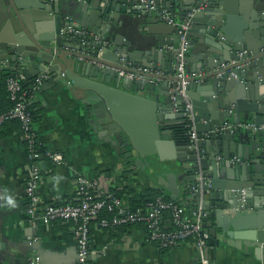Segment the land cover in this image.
<instances>
[{"label": "water", "instance_id": "water-1", "mask_svg": "<svg viewBox=\"0 0 264 264\" xmlns=\"http://www.w3.org/2000/svg\"><path fill=\"white\" fill-rule=\"evenodd\" d=\"M2 1L10 21L0 32V59L9 58L8 69L20 73L24 85L47 72L55 82L75 87L95 133L107 137L136 166L160 175L162 192L171 201L201 210L209 245L222 235L230 238L231 231H253L246 236L264 254V132L245 133L253 141L260 139L254 150L262 155L253 170L215 159L229 160L235 153L240 130L229 126H264V6L235 32L229 27L226 0H154L159 9L179 5L184 17L193 13L187 36L201 70L186 67L185 100L179 94L182 80L175 75L174 54L166 48L176 44L177 36L169 41L160 39L166 34L160 33L144 43L127 26L134 23V32L156 23V11L138 0H100L88 24L65 19L60 14L63 0ZM34 8L51 17L48 35L28 33L22 23V12ZM69 27H84L88 35L71 34ZM127 63L147 69L146 81L121 77L117 70ZM131 118L145 130L144 145L127 123ZM165 151L171 153L170 163H163ZM155 154L158 160L151 158Z\"/></svg>", "mask_w": 264, "mask_h": 264}, {"label": "crops", "instance_id": "crops-1", "mask_svg": "<svg viewBox=\"0 0 264 264\" xmlns=\"http://www.w3.org/2000/svg\"><path fill=\"white\" fill-rule=\"evenodd\" d=\"M99 1L63 0L60 14L68 21H74L73 24L78 22L88 24L92 21V14L95 13ZM226 4L230 16L229 27L231 31L240 32L251 23L252 17H256L257 8L264 6V0H226ZM74 5H78L79 8H75ZM160 9H169L177 20L184 18L183 9L179 5L165 7L162 5ZM22 13V23L25 24L28 33H33L37 37L49 34L51 17H47L42 10L36 8L25 9ZM158 18L160 17L154 16L153 20L156 23L142 29L135 28L134 32L132 29L134 23H127V26L131 28L137 40L144 43L156 38L160 33H166L160 35V39L165 37L169 41L176 40L175 29L173 30L161 18L162 22H158ZM123 19H127V16H123ZM9 21L6 5L0 0V32ZM76 29H81L88 35L84 27ZM10 32L12 33V26ZM195 56L196 54L189 49L186 67L189 70L196 68L200 71V63L198 59H194ZM7 59L9 58L0 59V82L9 68L6 64ZM168 62L165 60L164 68ZM127 65L133 67L130 63ZM20 76L19 73V79ZM36 77L44 79L42 86L31 97V102L41 115L34 123L33 130L37 142L43 149L62 155V162L59 164H52L49 161L40 163L42 179L38 194L42 203L75 202L77 177L101 178L107 183L108 189L113 190L126 206L129 205V196L124 193V189L140 195L149 189L162 192L158 182L160 175L150 174L146 168L136 166L124 155L119 154L107 137L101 136L102 133H95L94 128L89 126L75 87L70 89L60 82H55L47 72L37 74L31 81ZM77 77L81 78L79 75ZM40 89L42 91H39ZM159 99L161 100V97ZM127 123L144 145L145 130L137 119L131 118ZM7 127L1 130L2 135L7 132L5 131ZM245 133L246 131L240 130L236 136L235 153L230 155L229 160L218 156L215 157L216 161L232 166L236 164L247 166L253 170L254 162L262 155L254 150L260 139L257 137L253 141L251 133L248 136ZM170 154V151L161 153L165 159L163 163L171 162ZM151 158L158 160L157 154ZM28 170L27 150L21 131L16 130L0 137V264H27L32 256L38 258L37 264H76L71 225L33 220L25 214L24 182ZM252 200H257L255 193ZM10 201L12 203H9ZM182 208L187 215L194 213L193 206L188 203L186 208ZM165 225L169 224L165 222ZM251 232L253 231H231L230 238L222 235V240H214V244L209 245L204 251L209 264H264V254L254 247L251 238L246 236ZM90 239V264H200L202 256V252L188 243L170 250H160L147 242L145 231L140 226L108 230L92 224Z\"/></svg>", "mask_w": 264, "mask_h": 264}, {"label": "built area", "instance_id": "built-area-1", "mask_svg": "<svg viewBox=\"0 0 264 264\" xmlns=\"http://www.w3.org/2000/svg\"><path fill=\"white\" fill-rule=\"evenodd\" d=\"M140 5L147 10H155L159 16L176 32L177 41L174 46L167 48L174 54L175 75L182 80L179 94L183 95L188 77L186 73V56L189 50L187 32L191 27L189 12L182 20H177L169 9H159L154 0H138ZM71 34L87 36V34L74 27H69ZM97 41V37H93ZM121 77H129L132 80L146 81L147 69L126 66L118 69ZM18 73L7 78L6 91L12 106L6 112L0 114V125L16 119L20 123V131L27 150L29 163L28 176L24 182V195L26 200L25 214L33 220L45 222H61L71 225V233L75 242L76 264H90V227L92 224L101 229H114L122 226H142L145 231L147 242L160 250H170L181 244H192L202 252L200 264H209L204 251L209 248V234L203 228L204 214L200 209L192 215H187L181 205L166 201L161 196L137 210H131L120 197L108 189V185L101 178L88 179L77 177L75 202L68 203H42L38 194L39 183L42 179L40 163L49 161L52 164L62 162L59 152L45 150L37 142L31 122V116L27 110V103L43 84L44 77H36L31 85L29 94L22 86ZM192 77L198 78L197 74ZM175 102V95L171 98ZM186 108H189L187 104ZM231 131L238 129L251 133L264 132V126L256 127L252 122L229 126ZM190 140H195L194 132H191ZM264 148V139H263ZM195 190V186L191 188ZM165 218L167 219L165 221ZM167 222L169 225H165ZM30 244V243H29ZM38 258L32 256L27 264H37Z\"/></svg>", "mask_w": 264, "mask_h": 264}, {"label": "trees", "instance_id": "trees-1", "mask_svg": "<svg viewBox=\"0 0 264 264\" xmlns=\"http://www.w3.org/2000/svg\"><path fill=\"white\" fill-rule=\"evenodd\" d=\"M15 74H16L15 71H11V70L7 69L6 73H4L3 78H2V80L0 82V114L3 113V112H6L12 106V103L8 99V96H7L6 80H7V78H9L11 76H14ZM31 83H32L31 80L27 83V85H24L22 83L23 88L25 89V91L28 94L30 92ZM26 107H27V110L30 113L31 122L34 125V123H36L40 119V116H41L40 115V111L37 110L36 106L32 102L27 103ZM6 126H8L6 128V130H5L7 132H5L3 135H7V134H9V133H11L13 131L20 130L19 121L16 120V119H12V120L7 121L4 124L0 125V137L3 136L2 135L3 131H1V130L3 128H5ZM178 132H179L180 135L184 134V130L183 129L179 130ZM181 138H183V137H181ZM112 192H114V191L112 190ZM124 193L127 196H129L128 208H130L131 210H137V209L142 208L146 204V202L153 200L157 196H161L166 201L170 200L160 190H157V189H149L144 194H141V195L140 194H136L133 191L128 190V189H124ZM125 227H127V226H122V227H118V228H114V229L121 230L122 228H125ZM140 227H142V226H140ZM203 228L206 230V221H205V219L203 221ZM109 230H113V229H109ZM163 251H165V250H163Z\"/></svg>", "mask_w": 264, "mask_h": 264}, {"label": "clouds", "instance_id": "clouds-1", "mask_svg": "<svg viewBox=\"0 0 264 264\" xmlns=\"http://www.w3.org/2000/svg\"><path fill=\"white\" fill-rule=\"evenodd\" d=\"M9 203H12L11 201ZM13 206H15V204H13Z\"/></svg>", "mask_w": 264, "mask_h": 264}]
</instances>
